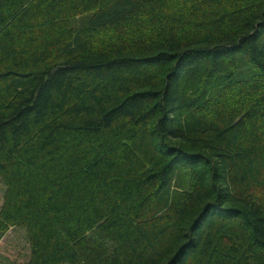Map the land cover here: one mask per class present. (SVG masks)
Instances as JSON below:
<instances>
[{
  "label": "trees",
  "instance_id": "1",
  "mask_svg": "<svg viewBox=\"0 0 264 264\" xmlns=\"http://www.w3.org/2000/svg\"><path fill=\"white\" fill-rule=\"evenodd\" d=\"M0 181L24 264H264V0H0Z\"/></svg>",
  "mask_w": 264,
  "mask_h": 264
},
{
  "label": "rangeland",
  "instance_id": "2",
  "mask_svg": "<svg viewBox=\"0 0 264 264\" xmlns=\"http://www.w3.org/2000/svg\"><path fill=\"white\" fill-rule=\"evenodd\" d=\"M188 188V184L186 185ZM4 194V185L0 181V206ZM29 257V244L25 230L11 227L0 238V264H24Z\"/></svg>",
  "mask_w": 264,
  "mask_h": 264
}]
</instances>
